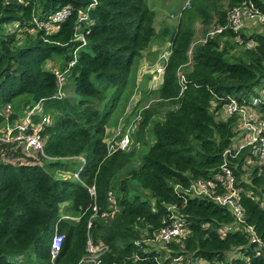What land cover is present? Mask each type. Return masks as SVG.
I'll list each match as a JSON object with an SVG mask.
<instances>
[{
    "label": "trees",
    "instance_id": "16d2710c",
    "mask_svg": "<svg viewBox=\"0 0 264 264\" xmlns=\"http://www.w3.org/2000/svg\"><path fill=\"white\" fill-rule=\"evenodd\" d=\"M249 3L264 13V0H191L179 27L160 31L172 54L159 102L143 111L130 148L110 153L111 117L127 90L134 91L139 62L160 34L149 1L0 0V136L40 101L52 119L41 132L43 153L28 156L0 142V264H53L56 232L64 242L54 264H80L89 238L109 246L103 264H264L257 245L234 230L226 208L186 192L194 182H213L227 163L246 222L264 239V165H247L249 149L236 158L224 155L238 138V117L223 114L233 98L264 119V105L252 104L264 90V33L240 32L253 48L236 43L232 30L196 45L186 23L198 18L207 28L224 26L233 8ZM62 10L70 15L52 29L35 22L46 24ZM83 14L86 22L79 21ZM55 60H63L59 68ZM73 61L63 98H54L55 71ZM70 82L72 98L65 97ZM110 192L118 212L94 219L88 230L95 202L110 211ZM173 221L186 224V239L150 242Z\"/></svg>",
    "mask_w": 264,
    "mask_h": 264
},
{
    "label": "built area",
    "instance_id": "2783aa9c",
    "mask_svg": "<svg viewBox=\"0 0 264 264\" xmlns=\"http://www.w3.org/2000/svg\"><path fill=\"white\" fill-rule=\"evenodd\" d=\"M191 9V0H186L178 11L176 15H171L173 19H181L184 13ZM70 15L69 10H62L51 16L50 22L46 24H39L37 20L35 22L41 27L46 29H52L55 24L64 21ZM88 20L87 14H83L80 17V22H86ZM248 23H257L264 25V13L257 9L252 3L243 4L233 8L227 17V24L224 26H215L202 41V43H207L210 39L217 36L223 35L226 31L232 30L237 33L236 43L240 45H246L248 48H253L256 43L253 41L245 42L240 35V32L247 28ZM83 44H85L84 39ZM169 47L167 51L161 52L159 55V64L155 65V69L152 74H155L153 81L159 82L157 87L162 84L163 75L165 74L167 62L172 54L170 43L166 44ZM76 61H73L69 67L64 71H55L58 78V91L54 98H63V87L67 80V74L71 67L75 65ZM186 82L183 76L180 77L181 85ZM184 89V88H183ZM230 99V98H229ZM230 102L226 105L225 109L229 116H237V133L238 138L232 148L225 151V156H231L236 158L246 149H249V157L246 158L247 165H264V119L263 117H257L255 110L250 106L239 105L233 98L229 100ZM252 104L254 106L264 105V90H261L259 96L252 98ZM12 106L8 105L4 111L7 116L11 114ZM26 114L19 120L11 123L8 122L0 136V142L7 144H15L22 148L23 152L28 156H34L35 153H43L44 150V138L41 134L45 126L51 124V116L46 113L43 101L34 105L28 109ZM260 115V114H259ZM142 118L139 116L138 120ZM126 124L122 121L119 125L118 131L122 129ZM123 131V130H122ZM120 131V132H122ZM109 152H115L117 150L127 151L131 146L130 139V129L128 132L121 137V140L116 143L106 142ZM33 154V155H32ZM82 159V158H81ZM247 168V167H246ZM78 178V174L75 175ZM91 195L96 197L95 188L89 189ZM189 194L198 197H207L214 203L221 207L226 208L234 218L233 228L235 231H242L248 235L250 243L257 245L258 255H263L264 257V239L261 238L255 228L250 226L246 222V213L241 205V189L238 188L237 178L233 171L229 168L228 164L225 163L221 167L220 175L213 181L208 182L200 180L194 182L190 189L186 191ZM108 202L110 204V211H100L95 202L92 206V216L88 222V230L91 229L94 219L98 217L107 218L112 214L118 212L116 198L113 192L108 194ZM221 233L225 235V231L222 230ZM190 234V230L187 228L184 222L173 221L170 226L160 230L153 241L154 243H170L171 241H182L186 239ZM64 242V236L58 232L54 234L51 246V259L54 264L55 259L58 257L59 252L62 249ZM86 255L80 264H103V256L110 251L108 245L98 244L95 245L93 241L89 238L87 242ZM138 259V258H137ZM188 264H227L226 262H208V261H198L189 260Z\"/></svg>",
    "mask_w": 264,
    "mask_h": 264
},
{
    "label": "rangeland",
    "instance_id": "374dc122",
    "mask_svg": "<svg viewBox=\"0 0 264 264\" xmlns=\"http://www.w3.org/2000/svg\"><path fill=\"white\" fill-rule=\"evenodd\" d=\"M148 1H149V5L157 13L156 29L159 32L162 31L163 28L165 27H171V28L179 27L184 17L182 19H178L180 20V23L176 24L175 23L176 19H173L171 15L173 14L176 15L178 13V11L183 6L185 0H148ZM186 23L191 27L192 31H194V36H195L194 43L196 45L199 43H202V41L205 39V36L203 34L206 31H208L209 33L216 26V23L212 22V24L207 28L203 26L202 22L198 18L190 20L189 22H186ZM246 30L252 31L255 33L256 32L264 33V25L257 24V23H251V26L247 28ZM163 40L164 39L162 38L161 32L154 39V44L158 47H157V50L154 51V53L151 52L150 53L151 55L149 56L150 59H152L153 61V62H150L152 65L148 64V67L150 69L152 68L151 73H153V70L155 69V65L160 63L159 55L161 54V52H164V50L167 51L169 49L168 46L167 48H165L166 43ZM168 43L170 42L168 41ZM195 44L192 45V48L195 47ZM191 52H190V55H191ZM237 52L238 50L236 51V53ZM62 63H63V60H55L53 61L52 66H56L57 68H59L62 65ZM140 63H141V60L139 62V65ZM154 76L155 74H148L146 79L144 78V74L142 75L141 78H138L137 76L135 77V82L138 85V87L137 85H135L134 91L132 93L130 90H127V92L122 96L118 107L115 109L111 117L109 129L106 132V137H107L106 142L107 141L112 142V143L119 142L121 140V137H123L130 129L131 143L132 144L134 143V135L137 133L136 131L138 130L137 129L138 124L141 121V120L140 121L138 120V117L139 116L142 117V113L144 110L147 109V107H150L151 105H154L155 103L159 102L158 101L159 97L156 95V92L161 86L157 87L160 81L154 82L153 81ZM72 84H73L72 82L68 84L67 90L65 91V97H69V98L74 97V88ZM223 114L225 116H229L226 110L223 111ZM255 114L257 117H261V115H259L257 112H255ZM122 121H124L126 125L122 127L120 131L122 130L123 131L120 132L118 131V128ZM133 147L134 149L140 150L142 147V144L141 143L137 145L135 144V146L133 145ZM137 155L139 154L137 153ZM247 172H251L250 168H247ZM246 176H250V175H246ZM59 177L63 179L71 178L69 174H62V175H59Z\"/></svg>",
    "mask_w": 264,
    "mask_h": 264
},
{
    "label": "crops",
    "instance_id": "0c3cea01",
    "mask_svg": "<svg viewBox=\"0 0 264 264\" xmlns=\"http://www.w3.org/2000/svg\"><path fill=\"white\" fill-rule=\"evenodd\" d=\"M156 20H157V18H156ZM250 24V25H249ZM251 26V23H248L247 24V28H249ZM155 28H156V21H155ZM157 30V29H156ZM157 32H159L158 30H157ZM157 47L158 46H156L155 44H153L150 48H148V50L147 51H145L144 52V55H143V57H142V59H141V63H140V65H139V67H138V70H137V74H136V76L138 77V78H141L142 77V75L144 74V78L146 79L147 78V76H148V74H152L151 73V69L148 67V64L149 65H152L150 62H153L152 61V59H150V53L152 52V53H154V51H156L157 50ZM153 55V54H152Z\"/></svg>",
    "mask_w": 264,
    "mask_h": 264
}]
</instances>
